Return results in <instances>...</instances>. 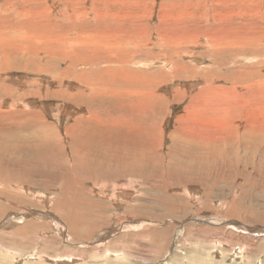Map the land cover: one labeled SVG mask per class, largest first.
<instances>
[{"label": "rangeland", "instance_id": "obj_1", "mask_svg": "<svg viewBox=\"0 0 264 264\" xmlns=\"http://www.w3.org/2000/svg\"><path fill=\"white\" fill-rule=\"evenodd\" d=\"M0 264H264V0H0Z\"/></svg>", "mask_w": 264, "mask_h": 264}, {"label": "bare ground", "instance_id": "obj_2", "mask_svg": "<svg viewBox=\"0 0 264 264\" xmlns=\"http://www.w3.org/2000/svg\"><path fill=\"white\" fill-rule=\"evenodd\" d=\"M40 32V31H39ZM31 34H32V32H31ZM34 34V33H33ZM94 35V34H93ZM23 38H26L27 40L26 41H29V43L27 44V47L25 48V50H24V52H22V53H28V52H30L29 50H31V47L33 46V44H34V42H35V35H30V36H28V35H21ZM31 37V39L29 40V38ZM117 39V38H116ZM118 40V39H117ZM210 40V38L208 39V41ZM93 41V40H92ZM113 41V40H112ZM119 41V40H118ZM16 42H17V40H16ZM45 42H47V44H48V42L49 41H45ZM116 42V41H115ZM126 42V41H125ZM18 43H19V41H18ZM21 43V42H20ZM56 43H58V42H56ZM173 43V42H172ZM46 44V43H45ZM101 44V43H100ZM103 44V43H102ZM116 44V43H115ZM120 44V43H119ZM19 45V44H18ZM62 45H63V43H62ZM61 45V46H62ZM96 45V44H95ZM103 45H105V44H103ZM122 45V44H121ZM145 45V44H144ZM120 46V45H119ZM123 46V45H122ZM137 45H135V47H136ZM98 47V46H97ZM97 47H95V48H97ZM102 47V46H101ZM106 47V46H105ZM108 47V46H107ZM111 47V46H110ZM115 47V46H114ZM243 47V46H242ZM62 48V47H61ZM85 48V47H84ZM237 48H239L238 46H237ZM241 48V47H240ZM13 52H17L16 51V47H15V43H13V44H11V48H10ZM34 49H38V48H34ZM34 49H32V50H34ZM85 49H88V48H85ZM106 49V48H105ZM92 50H94V49H92ZM91 50V51H92ZM116 50H117V48H116ZM47 51V50H46ZM96 50H94V51H92V52H95ZM111 51V50H110ZM119 51V50H118ZM86 52V51H85ZM97 52V51H96ZM99 52V51H98ZM112 52V51H111ZM189 52V51H188ZM187 52V53H188ZM19 53V52H18ZM21 53V54H22ZM100 53V52H99ZM122 53V52H121ZM182 53V52H181ZM20 54V53H19ZM73 53H71V55H72ZM93 55H94V53H92ZM104 54V53H103ZM118 54V53H117ZM135 53L134 52H132L131 53V55L133 56ZM49 55V54H48ZM66 55V54H65ZM74 55V54H73ZM72 55V56H73ZM106 55V54H105ZM108 55H110V54H108ZM122 55V54H121ZM76 56H78V54L76 55ZM89 56H91V55H89ZM126 56V55H125ZM231 56V55H230ZM34 57V56H33ZM57 57V56H56ZM74 57V56H73ZM88 57V56H87ZM119 57V56H118ZM63 58V57H62ZM66 58V57H65ZM103 59H104V57H102ZM102 58H100V59H102ZM109 58V57H108ZM121 58V57H120ZM124 58V57H123ZM159 58V57H158ZM64 59V58H63ZM67 59V58H66ZM84 59V58H83ZM92 59V57L91 58H89V61ZM95 59V57L93 58V60ZM97 59V58H96ZM103 59L101 60V61H103ZM106 59V58H105ZM125 59V58H124ZM68 60V59H67ZM76 60V59H75ZM74 60V61H75ZM87 60V59H86ZM121 60H123L122 58H121ZM83 61V60H82ZM88 61V62H89ZM95 61V60H94ZM93 61V62H94ZM124 61H126V60H124ZM123 61V64L125 63ZM132 61V60H131ZM92 62V61H91ZM110 62V61H109ZM118 62H120V61H118ZM82 64H84V63H86L85 62V59H84V62H81ZM81 63H80V65H81ZM95 64V63H94ZM121 64H122V62H121ZM122 64V65H123ZM128 64V63H127ZM130 64V63H129ZM86 66H88V63L87 64H85ZM84 65V66H85ZM231 65V64H230ZM93 66V65H92ZM91 69H93V67L91 68ZM127 69V68H126ZM124 70V69H123ZM129 71L127 70V72L126 73H128ZM135 72V71H134ZM118 74V73H117ZM122 77V76H121ZM121 77L120 78H118V79H121ZM128 77L130 78V80H132L134 77H135V73L134 74H132V73H130L129 75H128ZM136 78V77H135ZM140 78V77H139ZM138 77H137V79H139ZM101 80V79H100ZM121 81V80H120ZM102 82V81H101ZM119 83V82H118ZM100 87V86H99ZM105 87V86H104ZM119 88V87H118ZM212 88H214V89H212V90H217L219 93H223L224 95L222 96V101L223 102H225L226 100H227V98L228 99H230V98H232V96H233V94H234V92H226V90H225V88L223 87V88H221V89H218L217 87H212ZM108 90V89H107ZM108 92V91H107ZM141 93V92H140ZM203 93V92H202ZM228 93L231 95H228ZM142 95V94H141ZM214 95V99H216V93H214L213 94ZM203 97H204V99H206V97L203 95ZM221 97V96H220ZM219 99V98H218ZM226 99V100H225ZM209 102L212 104V106H213V111L215 112V113H220L221 111H223L224 110V107H225V104H217V106L218 107H216L213 103H216V102H211L210 100H209ZM207 104V103H206ZM227 107V106H226ZM96 116V115H95ZM100 118V117H99ZM29 119H30V122H29V124H30V126L31 127H29V126H27L26 128H24V127H22V128H24L27 132H29V133H31V134H38L37 135V141H35V140H33V138H36V136L35 137H33L32 139H30V141L28 142V138L29 137H27V138H23V136H20V139L21 140H19V142H28L26 145L24 144L20 149H18L17 151H23V150H29V148L30 149H32V150H36V151H41V150H46V152H52V151H54L55 149H58V151H59V153H60V155H62V152H64V150H63V148L61 147V143H60V136L58 135H55V134H53V135H51V134H48V133H46V131H47V129L49 128V126L50 125H48L47 126V128H41L40 126H39V124L35 121V116L34 117H29ZM94 121H98V123H97V126L100 128V126H102V128L103 127H105L104 126V124H101L100 123V121H103V119L101 118V119H97V120H94ZM69 129V128H68ZM37 131V133H35ZM65 131V130H64ZM20 132H23V130H21V127H20ZM26 132V133H27ZM69 132H72V129H70L69 130ZM103 133V132H102ZM77 134V133H76ZM67 135V134H66ZM70 135V134H69ZM75 136V135H74ZM78 136V135H77ZM39 138H41L42 139V141H41V139H39ZM221 138V137H220ZM9 139V138H8ZM19 139V138H18ZM76 139H78V137H76ZM5 140V139H4ZM14 140V139H13ZM219 141H220V139H218ZM8 141V140H7ZM10 141V140H9ZM15 141V140H14ZM18 141V140H17ZM62 142H63V139L61 140ZM104 141H107V139H105ZM95 142H98L97 140H95ZM108 142H109V140H108ZM2 143V142H1ZM79 144H80V142H78ZM78 143L75 145V147H78ZM107 143V142H106ZM109 144V143H108ZM92 145V144H91ZM107 145V144H106ZM220 145H222V144H220ZM10 146V145H9ZM86 146V145H85ZM105 146V145H104ZM17 148H18V146H16ZM81 147H82V145H81ZM94 148V147H93ZM110 148V147H109ZM4 149H9V150H11V147H6V148H4ZM78 150H79V148H78ZM80 151V150H79ZM45 153V152H44ZM95 153H97L99 156H101L102 158H106V159H108L107 157H106V155L107 154H109L107 151H104V150H101L100 148L98 149V151H96L95 150ZM203 153V152H202ZM41 154H43V153H41ZM137 154H138V152H137ZM48 156L49 154H45V155H42L41 156V161H42V164H47L48 163V161H47V159L45 158V156ZM127 156V155H126ZM77 157H79V156H77ZM93 157V156H92ZM58 158V157H57ZM70 158V157H69ZM138 158H139V154H138ZM127 159V158H126ZM129 159V158H128ZM135 159V158H134ZM137 159V158H136ZM85 160V159H84ZM101 161H103V160H101ZM138 161H139V159H138ZM13 162V161H12ZM28 162H29V160H28ZM91 162H92V160H91ZM109 162H111V161H108L107 163H109ZM132 162V161H131ZM140 162V161H139ZM113 163V162H112ZM111 164V163H110ZM54 165V164H53ZM81 166V165H80ZM79 166V167H80ZM84 166V165H83ZM112 166V165H111ZM119 166V165H118ZM123 166V165H122ZM78 167V166H77ZM94 167V166H93ZM125 167H127V168H129V169H131L132 170V166L130 165V163H127L126 165H125ZM70 168V167H69ZM115 168H116V166H115ZM136 168V167H135ZM54 169V168H53ZM71 169V168H70ZM76 169V171H78V168H75ZM85 169H87V168H85ZM97 169V168H96ZM43 170V169H42ZM97 170H102L103 172L102 173H106V172H108V173H112L111 172V170H112V168L111 167H108V166H104L103 164H100L99 163V166H98V169ZM44 172V171H43ZM121 172L122 173H124V174H126V172H125V170H124V168H121ZM17 173V172H16ZM69 173V172H68ZM82 174H84V175H82V177L81 178H79L77 175H76V173H73L72 174V180H73V182L74 183H77V184H82V183H84V182H86V180H88L86 177H87V175H88V173H83L82 172ZM149 175V174H148ZM44 176V175H43ZM110 176V175H109ZM66 178V177H65ZM71 180V179H70ZM28 181H30V180H28ZM12 183H14V182H12ZM27 184H32V183H27ZM34 184V183H33ZM64 184V183H63ZM17 186H19V185H17ZM27 188L28 187H32V185H29V186H26ZM35 187V186H34ZM45 187V186H44ZM38 188V187H37ZM69 190V189H68ZM65 194H67V193H65ZM79 198V197H78ZM25 199V198H24ZM77 199V198H76ZM17 200V199H16ZM72 201V200H71ZM126 201V200H125ZM87 204V203H86ZM98 207V206H97ZM83 212V211H82ZM17 214V213H16ZM85 214V213H84ZM77 216H78V214H77ZM82 216V215H81ZM84 216V215H83ZM76 221H78V220H76ZM81 221V220H80ZM84 222H85V220H84ZM31 258V257H30Z\"/></svg>", "mask_w": 264, "mask_h": 264}]
</instances>
